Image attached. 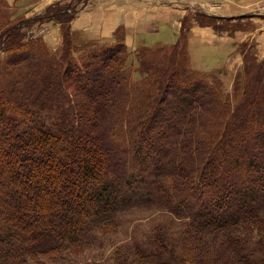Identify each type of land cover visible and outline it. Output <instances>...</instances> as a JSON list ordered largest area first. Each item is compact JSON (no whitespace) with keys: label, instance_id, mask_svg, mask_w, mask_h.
I'll use <instances>...</instances> for the list:
<instances>
[{"label":"trees","instance_id":"1","mask_svg":"<svg viewBox=\"0 0 264 264\" xmlns=\"http://www.w3.org/2000/svg\"><path fill=\"white\" fill-rule=\"evenodd\" d=\"M76 12V0H58L10 17L0 0V159L9 165L0 173L12 182L3 192L19 209L14 193L27 190L32 205L45 172L75 176L60 180L68 196L44 228L37 222L25 235L0 217V264L59 259L134 204L164 208L185 228L154 233L146 248L120 247L113 264H264V59H246L226 90L222 67L189 63V15L174 42L129 50L122 25L110 39H80L70 26ZM194 14L200 25L227 27L226 18ZM47 22L59 24L55 50L31 32ZM33 148L45 154L41 168ZM89 151L96 160L71 166Z\"/></svg>","mask_w":264,"mask_h":264},{"label":"rangeland","instance_id":"2","mask_svg":"<svg viewBox=\"0 0 264 264\" xmlns=\"http://www.w3.org/2000/svg\"><path fill=\"white\" fill-rule=\"evenodd\" d=\"M54 1L58 0H3V2H5V7L7 11L10 13V17H14L15 15L20 14L23 15V13L26 15H31L37 12H41ZM59 1L65 2V0ZM210 1L212 4L218 2L219 0ZM261 3H264V0H240V5H238V7H250ZM194 13L186 14L187 16H190V24L187 30V36L190 31L189 29L191 23H198L194 19L196 17L194 16ZM216 21H219L220 23L221 20ZM49 23L50 22L42 23L39 27L33 26V28H35L37 30V33L42 35L44 39L48 40V42H45L47 45L49 43L48 47L50 49L55 50L61 43V32L59 24H53V22L51 24ZM226 23L227 22H223V24ZM249 23H251V21H249ZM249 23L244 24L246 26L245 31L248 30L246 31L249 34L248 38L246 40H243L242 42H235L236 48L234 51L238 50L242 54L241 59L238 57L230 59V64L228 66V49H226V47L223 45L219 47H217L216 45L217 43L224 41L223 39H226L224 37L219 38L218 40L215 36L212 39V42H205L204 40H201L200 36L195 37L191 35L188 38L187 45L190 65L193 68H198L201 70H215V68L223 66V68L221 69L222 71L219 74V78L221 79L222 87H224L226 90H230L232 88L236 74L242 69L245 62H247L246 59L251 58L254 61H261L264 59V53L260 51L264 50V21L257 22V26H253L254 23H251L249 25ZM52 25L58 26V36L55 32L52 31V29H50V26ZM240 26L241 25L235 24V26L232 25L229 27V23H227L226 28L229 27L230 29H237ZM151 27L155 28V26ZM77 34L81 37L80 39H88L82 36L80 32ZM177 34L178 33L173 28L166 29L165 27L164 29L162 28L160 31L148 33L146 35L147 44H153L156 41L173 42L177 39ZM49 37H51L52 39L50 40V42ZM101 39L106 40V38ZM229 39L230 40H227V43H231L232 46H235L232 41L233 38L230 37ZM128 49L133 50L130 48ZM129 59L132 60L133 58L130 57ZM69 89L74 90L72 87H70ZM79 94L82 99H87L86 97L84 98L81 93ZM84 122H87L86 119H84ZM90 151L89 153H80L77 157L78 159L73 160L71 166L78 165L79 163L81 165L83 164V162H93L95 154ZM42 152L43 151H39L38 148H33L32 150V158L34 159L35 164H39L38 166L40 168L44 166H40L41 163L38 162V160L41 161L42 159H44L43 157L45 154ZM86 157L91 159L84 161ZM2 160L3 159H0L1 167L9 166L8 164L3 163ZM51 160H54L57 164L55 157H52ZM48 164L50 165L51 171L56 170V168H52L53 164ZM53 167L56 166L53 165ZM60 168L61 166L58 167L57 170L60 171ZM67 169L63 168L62 174L60 173V175L56 176V178H54L53 176L54 173L50 171L45 172V170L44 173L40 170V173H38V175L42 177L44 173L45 180L42 183L40 182V192H38L37 197L34 199V203L32 205L31 199L28 198L25 194L27 190H21L19 192L14 193L15 196L18 195L19 199L23 201L21 206H19L20 204H18L19 209L13 208V193L3 192L4 188H7V184L12 183L10 180L11 174L6 171L0 173V189L2 190V192H0V196L2 197L0 198V217L5 216L7 218L13 219V221H16V223L21 226L23 230L22 232L25 233V235L26 233L32 231V226L37 222L41 224V228H44L46 224V216L49 213L53 212V209L59 211V209H61V201L63 199H67L66 196H68V191H64L63 188H60L59 185H61V182L66 183L68 182V180L70 182H72V180H75L74 173L66 171ZM75 189H77L76 193L79 194L75 195V199H81V197H83V194L81 193L78 187ZM26 204H29L30 209H27L28 211L24 210L27 207ZM70 213L75 215V211L73 208ZM114 217L116 221V226L112 225L91 229L87 235V238L90 240L88 244L84 243L76 248L70 249L69 251L67 250L63 254V257L59 259H43L44 263L81 264L87 261H91L98 264H113L114 254L116 251H119L118 248L125 246L126 248H129L130 245L133 244H139L146 248L150 244V239L154 233L157 232L164 233L168 236H176L185 228L183 223H181L178 218L167 212L164 208L162 209L154 207L152 205L134 204L129 207H126V209L117 212ZM11 242H14V240H11Z\"/></svg>","mask_w":264,"mask_h":264},{"label":"crops","instance_id":"3","mask_svg":"<svg viewBox=\"0 0 264 264\" xmlns=\"http://www.w3.org/2000/svg\"><path fill=\"white\" fill-rule=\"evenodd\" d=\"M209 1L76 0L77 12L70 20V26L73 30L79 31L82 36L86 38L109 39L115 27L117 25H122L124 28V42L128 48L134 49L141 44H147L146 35L148 33L160 31L165 27L166 29L173 28L178 33L181 25L180 19L186 16L187 13H194V11L198 10L206 14L226 18L228 19L226 22H228L229 25H241L237 29L225 28L216 30L212 26L199 25L193 22L189 29L187 45L188 38L191 35L195 37L200 36L201 40L205 42H212L215 36L218 40L219 38H226L216 45L217 47L223 45L228 49L229 56H227V62L229 66L230 59L235 57L241 59L242 54L238 50H234L236 48L235 42H242L248 38L249 34L246 32L248 30L245 31L246 26L244 24L251 21V23H254L253 26H257V22L264 21V3L239 8L238 5H240V0H215L218 2L212 4L211 1ZM51 23L52 22L49 24ZM251 23H249V25ZM151 26H155V28ZM50 29L58 36L59 32L57 25L50 26ZM230 37L233 38L232 41L235 46H232L231 43H227ZM50 40H52L51 37H49V42ZM260 51L264 53V50Z\"/></svg>","mask_w":264,"mask_h":264},{"label":"built area","instance_id":"4","mask_svg":"<svg viewBox=\"0 0 264 264\" xmlns=\"http://www.w3.org/2000/svg\"><path fill=\"white\" fill-rule=\"evenodd\" d=\"M39 27V26H38ZM31 32H33L34 34H37V30L35 28L31 29Z\"/></svg>","mask_w":264,"mask_h":264}]
</instances>
